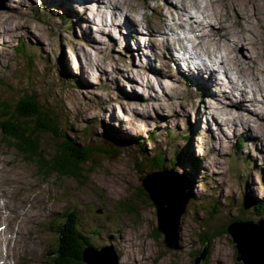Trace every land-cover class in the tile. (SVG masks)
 <instances>
[{
	"label": "rangeland",
	"instance_id": "374dc122",
	"mask_svg": "<svg viewBox=\"0 0 264 264\" xmlns=\"http://www.w3.org/2000/svg\"><path fill=\"white\" fill-rule=\"evenodd\" d=\"M157 1L163 3L158 14L166 16L165 26L174 25V30L166 27L153 32L150 42L158 52L142 49L139 55L134 42L153 28L149 18L156 15L153 7ZM195 1H188L186 11L179 0H119L121 5L133 6L125 12L132 14L135 20L129 21L140 31L133 34L138 40L131 37L129 43H120L113 34L126 31L116 27L114 17L112 26L109 10L100 3L91 10L92 1L86 6L80 2L78 7L74 0H0V104L8 99L15 105L24 94H36L45 107L61 115L59 141L68 132L92 152L89 161L79 159L78 177L53 170L49 164L58 162L54 154L57 143L50 136L40 140V150L51 160L45 166L4 135L0 120V164L7 167L0 170V189L12 188L3 180L17 175L26 181L27 189L17 188L21 197L29 199L26 193L31 192L39 213L30 220L36 235L33 256L28 258L22 251L17 264H54L56 243L63 237L56 229L62 227L64 215L71 222L75 215V225L89 238L83 251L86 264L111 263L114 256L118 264H192L205 236L210 239L205 264H242L235 259V243L226 227L233 221L253 220L264 231V211L255 204L264 196V0L217 1L218 8L230 16L232 35L220 39L214 35L218 43L206 36L198 45L200 31L190 28V23L205 20L203 14L213 10L211 0ZM197 5L205 9L199 12ZM213 25L221 29L217 23ZM235 30L244 38L233 34ZM168 41L190 51L195 62L208 60L205 54L196 55V49H215L218 59L210 58L208 62L214 59L215 67L205 77L225 97L239 95L231 81L248 85L243 92L244 108L226 104L228 124L224 114L217 117L223 112V94L207 98V92L201 91L203 85L176 92L184 82L172 79L159 53ZM234 41L237 47L230 46ZM231 54L237 56L238 67L230 59L221 62L222 55ZM247 65L254 68L255 79L241 74ZM202 111L222 119L218 124L225 132L218 133L216 126L214 132L204 131V121H197ZM230 112L234 116L249 112L252 119L231 120ZM106 127L123 144L127 142L122 138L132 141L122 147L117 142L109 145ZM137 137L146 142L143 156ZM241 137L242 142L238 141ZM101 143L117 152H102L98 149ZM154 155L166 159L167 169L173 170L165 172L176 181H180L177 174L192 180L191 187L180 181L193 196L180 219L177 249L167 247L164 234L157 231L156 210L140 180L146 172L164 171L154 167Z\"/></svg>",
	"mask_w": 264,
	"mask_h": 264
},
{
	"label": "bare ground",
	"instance_id": "6f19581e",
	"mask_svg": "<svg viewBox=\"0 0 264 264\" xmlns=\"http://www.w3.org/2000/svg\"><path fill=\"white\" fill-rule=\"evenodd\" d=\"M49 1H56V0H47V1L44 0V2H49ZM74 1H76V3H78V7H81L79 5L80 2H82L83 4H85L84 6H86L87 4H89L92 1V3L90 4V6L92 7L91 10L95 9L94 5L96 4V2L100 3L102 5V8H104V9L107 8L109 10V11L106 10L107 14L109 13L108 15H110V17L112 18L111 22L114 21L113 20V17H114V19H116V21H117L116 27L120 28V29L122 27V29L124 28V30L126 31V32H123L122 34H121L122 30L120 32H117L116 35H118V37H119L118 39H119L120 43H129L130 41H128L127 39L134 37L133 36L134 33L139 35L140 31L136 27V24L133 23L132 20L129 21L130 19L135 20V18L132 17L131 13L125 12V11H127L126 9H128V7L131 4H128L127 6H126V4L121 5L119 0H107V1H105V0H74ZM179 1L182 4L183 10L189 11V9H190V7L188 5L189 0H179ZM191 1H193V3H196L195 0H191ZM217 1H219V0H211V8L210 7H208V8L213 10V12L204 13L203 18H205V20L197 19V21H193L190 23V28L192 27L195 29V31H198V30L200 31V34L198 35V40L196 42L194 41L196 43V45L200 44L204 39H206V36L209 37L208 39L214 40L215 43H218V39L216 41L214 39V35L219 39L220 38H228L230 35H232V33L230 32V29H229L230 25L228 24L229 23L228 20H229L230 16L225 12V10L223 11L222 9L218 8V4H217L218 2ZM224 1H225V3L227 2V0H224ZM124 2H125V0H124ZM22 4H24V3H22ZM53 4H54V6H58V4L55 2ZM162 4H163L162 2L157 1L153 7V10H154L156 15L149 18V21L153 25V28L151 27L150 30H147V31L145 30L147 34L144 35L142 38H139V40L136 39V37H138V36L134 37L136 40H138L137 43L135 41L134 44L138 49H140V50L136 51L139 53V55L143 51L142 49H147L148 51H151L153 53L158 52V49L156 47H154V45H152L150 42V39L152 37H155L153 32H155V31L160 32L161 28L164 29L166 27L170 28L171 30H174V25L168 24L167 26H165L167 24L166 20H165L166 16L163 18V17H161V15L158 14L160 8L162 7ZM234 4H235V2H234ZM84 6L82 5V7H84ZM195 7L197 8V10L199 12H201V10L205 9V7H202V5H197ZM129 9H133V6L129 7ZM223 13H224L225 17H223ZM102 14L105 15L103 11H102ZM116 14H117V16H116ZM86 19H87V17H86ZM108 20H110V19H108ZM186 22H187V20H186ZM114 23L115 22H112V26ZM212 23L213 24L217 23L218 25H220L219 27L221 29L215 28V26ZM175 24L177 25L178 23H175ZM183 27H185V26L183 25ZM207 29H209V31ZM215 31H217V32H215ZM127 32L129 34H131V36L127 37L129 35V34H127ZM149 34H151V35H149ZM233 34H236L237 36H239L241 38L243 37V35L240 34L236 30L234 31ZM115 40H116V38H115ZM168 43L169 44L164 45L163 48H161L162 53L160 50H159V53L161 54V56H163V58L165 59L166 62L172 60L171 63H173V65H175V66L179 65L181 70L178 68V72L175 71L177 73L176 74V76H177L176 80H182V78H179V75L184 76L185 77L184 79L186 81L188 80V77L184 73V71L186 73H194L195 77H194L193 81L195 83H197V85L199 84V85H203L205 87L201 91L203 94L205 92L208 93V94L205 93L207 95L206 96L207 98H209V96H211V98L216 97V95H218L220 93L223 94L222 95V96H224L223 99L219 98L221 103H223V106H220L221 108H223V112H219L217 117H222L223 114L226 116L225 111H224V110H226V104L231 103V104H235L236 107H238V108H240V107L244 108V105H246V104H245V100H244L245 96L243 95V92L248 87L247 84L239 86V85H236L239 83L231 81L232 86H233L232 89L237 91L239 93V95L234 96V99H230L229 97H225L226 93H223L220 90L216 89L215 84H213V82H211V80L207 79L203 75L207 71L212 72V70H210L209 68L213 69L215 67L214 59H218V56L216 55L215 49L212 52L209 50L204 51V52H202V51L199 52L198 49H196L197 50L196 55L202 57V54H205L209 58H214L213 63H212V61H211V63L210 62L209 63L208 62L202 63L201 60H198L197 64H199V68H196V66L194 64H190L189 66L186 67V65L182 66L183 64H182L181 60H185L186 58L182 57V54L180 53L179 50L177 51L178 47L174 46L172 43L170 44L169 41H168ZM231 43H232V45H230ZM231 43L229 44L230 46H235V47L238 46L237 44L234 45L235 41L231 42ZM181 51H184L183 47H181ZM125 52H126V50L123 53H125ZM86 54L87 53L85 52L84 57H86ZM153 56H154V54H153ZM186 56L188 58H190L191 60L195 59V58H192L191 56H188V55H186ZM236 57L237 56L235 54L228 55L227 58L224 57V55H222L221 56V62L224 64V62H226L228 59H230L234 62L235 66L238 67V65L236 63V60H237ZM179 63H181V65ZM193 63H194V61H193ZM218 65L220 67L219 61H218ZM169 66H168L169 67L168 69L173 70L172 65H169ZM245 68L247 70H243V71L241 70L242 73L241 72L240 73L245 77H248V78L251 77V79H255V75L252 73L253 71H255L254 68L252 66H249V65H247ZM262 69L264 70V68H262ZM226 70H227V68L225 66V71ZM171 75L173 76V72L171 73ZM221 75L223 76L224 73L221 72ZM236 75H237V73H236ZM209 76H211V75H209ZM131 83L133 84L132 79H131ZM213 89H215L214 92H213ZM263 92H264V90H263ZM253 101H251V102H253ZM240 112L237 113V115H235V116L232 112H230L233 116V117H231V120L239 119V120L244 121V122H249L252 119V117H249L250 116L249 112L247 114L244 113V116H242ZM221 120L217 119V118L214 119L213 117L208 116V115H204L203 111L201 113H198L197 121L199 123L204 121V123L206 125L205 124L203 125V127H204L203 130L204 131L209 130L210 133L213 130L216 131L215 128H218V133L221 132L223 134L225 132V131H223V129L218 124L221 122ZM229 122H230V119L226 116L225 117V124H228ZM234 128H235L234 129V131H235L237 129V126H234ZM224 129L226 130V128H224ZM216 135H217V133H216ZM6 169H7V167L4 168L0 164V170L1 171H5ZM6 180H9V181H6ZM3 181L5 182L6 185H11L12 188L6 186V187H2L3 189H0V264H11V262L13 264H15V262H16V264H17L19 262V257L21 255L22 251L24 252L23 255L27 256L28 258L33 256V253H34V249H35L34 237L36 235L33 233V230H32L33 228L30 227V220L34 217L35 214L38 213L37 210L35 209V206L37 205V201H36V199L33 200V194H31V192H29V191L26 194L32 199H30V198L24 199L23 196L21 197L17 188L20 187L21 190L27 189L26 183H25L26 181L19 178L17 175L8 176ZM180 181L182 182V180H180ZM42 208H43V205H42Z\"/></svg>",
	"mask_w": 264,
	"mask_h": 264
},
{
	"label": "trees",
	"instance_id": "16d2710c",
	"mask_svg": "<svg viewBox=\"0 0 264 264\" xmlns=\"http://www.w3.org/2000/svg\"><path fill=\"white\" fill-rule=\"evenodd\" d=\"M52 110L53 109L51 108L48 109L45 107V105L40 102L39 98L34 93H27V95L18 99L15 105H12L8 99H3V102L0 104V120L3 121L1 123L2 131L5 133L4 135H6L7 138L9 137L13 141L16 140V146L26 155L34 157L38 164L45 166H47L51 160H47L45 157L48 154L40 150V140L43 135L50 136L53 142L55 141L57 143L55 149L56 152H54V154L58 159L57 163L55 162L54 164H49L51 165V168L65 174L74 173V175L77 176V174H79L78 172L81 170L80 168H82L80 167L81 162L79 159L81 158L83 161L87 159V161H89V157L92 156V152L86 148V145H82L73 139L71 133H64L62 135V141H59V138L61 137L60 132L63 131L61 115L59 113L56 114L55 111ZM106 129L107 130L104 136L108 138L109 145L112 142V144L117 142V145L122 147L132 141L122 138V140L127 142L126 144H123L124 142L118 140L119 136L114 130H111L109 127H106ZM167 133L169 134L168 131ZM136 140L142 148L143 156V153H145L146 142L141 140L139 137H137ZM98 149L102 152L104 151L105 153L111 151H113V153L117 152L114 147L109 146L106 148L102 143ZM185 153L186 152H184V154ZM146 156L147 155H145V157ZM185 156L186 155H184V157ZM153 157L157 159L156 162L152 161L155 168L164 170L169 169L170 171L173 170L170 168L167 169L168 165L165 164L166 159L164 157L163 159L161 157L157 158L156 155ZM47 169L49 171L50 167ZM177 175L180 180L186 184V186H192V180L188 176L187 179H184L186 177H182L179 174ZM188 194L190 197L193 196L192 192H188ZM255 204L260 212L264 211V196L259 198ZM64 218L65 219L61 224L62 227L56 229L58 234H60V232L63 233V237L59 238L56 243V249L54 250L55 256H52L53 263L86 264L83 261V251L85 244L90 242L89 238L84 236V234L75 225L77 224V222H75V215L72 222L70 221L68 215H64ZM201 241L204 244H207L210 239L205 236L201 238ZM199 252L200 250L196 251L197 254ZM196 253H193V255L195 256ZM205 262L206 261H203L201 264H205Z\"/></svg>",
	"mask_w": 264,
	"mask_h": 264
},
{
	"label": "water",
	"instance_id": "95a60500",
	"mask_svg": "<svg viewBox=\"0 0 264 264\" xmlns=\"http://www.w3.org/2000/svg\"><path fill=\"white\" fill-rule=\"evenodd\" d=\"M140 180L147 197L154 204L157 231L164 234L167 247L179 248L180 219L190 198L185 187L165 171L146 172L140 176ZM226 230L231 235L232 243H235L236 260H242V264H264V231L258 223L253 220L233 221ZM207 251L208 245L204 244L192 264H201L206 259ZM87 259L90 261V258ZM107 264H118L116 257H112L111 263Z\"/></svg>",
	"mask_w": 264,
	"mask_h": 264
}]
</instances>
